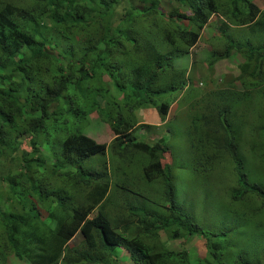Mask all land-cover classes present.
<instances>
[{"label": "trees", "instance_id": "16d2710c", "mask_svg": "<svg viewBox=\"0 0 264 264\" xmlns=\"http://www.w3.org/2000/svg\"><path fill=\"white\" fill-rule=\"evenodd\" d=\"M215 14L246 28L210 53L209 69L233 52L241 58L238 82L264 87V0L259 7L250 0H0V239L7 231L15 259L121 264V249L130 264H264V222L257 221L264 214V112L253 122L261 147L248 148L260 166L247 167L231 124L238 102L215 91L206 104L185 109L193 172L215 175L234 243L202 232L174 204L162 140L136 142L132 134L157 128H134L136 108L152 107L163 122L176 97H160L186 85L170 61L196 44ZM112 86L123 91L122 103L104 101ZM92 113L108 127V144L82 134ZM22 138L30 152L18 150ZM121 147L128 155L113 158ZM159 234L197 237L205 257L191 261ZM75 235L79 242L68 245ZM241 235L251 240L237 246ZM8 244L0 242L3 261ZM230 249L236 252L224 260Z\"/></svg>", "mask_w": 264, "mask_h": 264}, {"label": "rangeland", "instance_id": "374dc122", "mask_svg": "<svg viewBox=\"0 0 264 264\" xmlns=\"http://www.w3.org/2000/svg\"><path fill=\"white\" fill-rule=\"evenodd\" d=\"M7 2H12L18 4L20 0H4ZM254 4H259L260 0H250ZM219 33L214 26H207L202 29L197 45L193 48L192 52H187L179 57L173 58L170 61L171 67L174 69L188 73L191 65L197 66L194 68L196 74L202 78L204 81V86L201 87L203 93L206 92H215L221 91L230 88V83L235 82V78L238 75V70L236 67L240 64L241 58L235 54L230 53L225 60H218L214 63L212 70H209L204 61H209V55L212 51L221 52L224 47L227 45L225 38L229 39L235 37L231 36L230 33H224L225 38L222 35H217ZM244 40V39H242ZM229 43V42H228ZM192 81L189 87L188 97L186 101L191 98L193 94L199 93L201 90L197 87V78L192 75ZM236 84L239 83L236 81L233 83V91L235 90ZM251 84H253L251 82ZM207 86V87H206ZM240 86V85H239ZM252 86V85H251ZM206 87V88H205ZM238 87V86H237ZM205 88V89H204ZM238 92H241L242 89H238ZM264 92V87L259 86L258 88H250L247 84L244 86V94L246 97H241L238 105L235 109V113L231 117V124L234 128L235 138L237 143V149L243 156V160L247 167L252 163L255 166H260V163L257 159L249 158L250 152L248 150L249 145L254 143L256 148L261 147L260 140L255 138L253 132V122L258 117L259 113H263L264 109L262 105L264 104L262 100V93ZM201 96V95H200ZM203 96V94H202ZM201 96V97H202ZM104 101L110 99L108 104L111 103H122L123 102V91L118 90L116 87H109L104 93ZM176 97V94H170L160 97V101H169ZM200 97V98H201ZM182 99H179L173 106V110H169L172 116L169 117L168 121L164 124L158 125L160 122L155 110L150 107H141L136 108L132 114L137 116L138 123L155 125L160 127L156 128L153 132H148L139 128L133 130V136L137 141L146 142L152 144L151 140L161 139L163 145L166 146L168 152L163 155L162 163L169 164L171 163V174L173 179L171 180V185L173 189V201L174 204L189 218L190 222L196 225L202 232L206 233H221L225 234L226 242L235 241V236L232 231V222L234 219L229 216H225L224 205L221 204L220 197L224 202L223 194L217 190V181L215 180V175L206 178L204 174L196 175L193 172L192 166V156L188 146L187 139V128L189 126L188 116L185 112L186 101L179 103ZM224 104H222L223 106ZM88 124L83 125L81 132L85 136L94 140L97 143L104 142L108 144L111 139L110 131L107 128L100 118L95 114L89 115L87 118ZM60 127H65L64 125H58ZM74 126L67 125V131L72 132ZM151 131V130H150ZM47 142L44 144V147H48L50 138H46ZM19 151L25 153L30 152L31 150L28 147V141L23 140L20 142ZM120 149L118 150V152ZM109 158V157H108ZM165 166V165H164ZM145 184V183H144ZM231 184H229L230 186ZM233 186V183L232 185ZM159 188H157L158 190ZM2 202V201H1ZM30 207V206H29ZM2 210H8L6 204L1 203ZM257 221L264 222V214H261ZM221 222V223H220ZM247 228L239 229V231L244 234L246 233ZM1 230V228H0ZM159 240L162 241L165 246L172 251L187 252L189 260L195 261V259H200L205 257V252L201 247V242L197 237H190L188 239H177V240H167L159 234ZM260 246L264 245V233L259 236ZM8 233L4 230V240L0 239V242L5 241L8 244ZM79 236H75L69 243H77ZM251 239H246L244 237H238V245L244 246L246 242ZM253 247V243L247 245ZM8 254L10 260L4 261L0 259V264H29L26 261H19L15 259V262L12 261L11 257L14 254V250L8 244ZM232 249V247H231ZM230 249V251H231ZM227 252L222 256L224 260L231 259L232 255L236 251ZM117 259L121 264H130L127 253L124 250L117 249L116 251ZM253 258V255H250Z\"/></svg>", "mask_w": 264, "mask_h": 264}, {"label": "clouds", "instance_id": "9594fccd", "mask_svg": "<svg viewBox=\"0 0 264 264\" xmlns=\"http://www.w3.org/2000/svg\"><path fill=\"white\" fill-rule=\"evenodd\" d=\"M257 7H259V4H255ZM214 26L215 28H216V30L219 32V33H217V35H222L224 38H225V36H224V33H230L231 34V36H234V35H236L235 37H233V38H230L229 37V39H226L225 38V41H226V44H228V42L230 41V40H237L238 38H239V35H238V33L239 32H242V31H244V29L246 28L245 26H243V27H237V26H234V25H232V24H230L228 21H226L223 17H221L220 15H218V14H215V15H210L209 17H208V19H207V21H206V24H205V26H203L202 27V29L203 28H205V27H207V26ZM202 29H201V31H202ZM201 31H200V33H199V37H200V34H201ZM198 42V41H197ZM197 42H196V44L191 48V49H188V51L187 52H192L193 51V48L197 45ZM212 52H215V51H212ZM215 53H219V52H215ZM179 57V56H178ZM225 60V59H224ZM205 63H206V66H207V68L209 69V66H208V62L209 61H204ZM240 64H241V62H240ZM239 64V65H240ZM238 65V66H239ZM197 66V64L196 65H191L190 66V69H189V71H188V73L186 74V72H184V77H185V87H184V89L182 90V91H180V92H178V93H175L176 94V101L174 102V103H172L171 104V106L169 107V109H168V112H169V110H173V106H174V104L179 100V99H182V101H180L179 103H181V102H184V101H186L185 99L188 97V94H189V87H190V84H191V81L193 80L192 79V75H194L195 76V78H197V87L201 90L199 93H196V94H193L192 96H191V98L190 99H188L187 101H186V104H185V109H187V108H190V106L192 105V106H196V107H199V106H201V105H203V104H206V102H207V100L209 99V97H210V94H214V92H212V91H210V92H206V93H203V90H202V88L201 87H203L204 86V83H203V79L202 78H200L197 74H196V72L194 71V68ZM238 66L236 67L237 69H238ZM177 70V69H176ZM210 70V69H209ZM238 75H242L241 73H239V70H238ZM237 75V76H238ZM236 76V77H237ZM238 82V80H237V78H235V82ZM235 82H233L234 84H235ZM233 83H230V85H232V87L230 86V88L229 89H226L227 91H225V90H221V91H223L225 94H226V96L229 98H232L233 100H235L236 102H239V100H240V98L243 96V97H246V95L244 94V86L246 85V82L245 81H243V82H238L239 83V85L238 84H236V86H235V90L236 91H233ZM238 86V87H237ZM207 87V86H206ZM205 87V88H206ZM204 88V89H205ZM237 88L238 89H242V91L241 92H238L237 91ZM202 94H203V96H202ZM202 97H201V96ZM201 97V98H200ZM178 103V102H177ZM194 104V105H193ZM168 112H167V114H168ZM170 116H172L171 115V113H169V115H168V117H167V115H166V117L164 118V120H163V122H159L158 121V125H161V124H164L165 122H166V119H167V121H168V119H169V117ZM135 118V126H134V128H136L137 126H139V125H144V126H152V125H147V124H140V123H138V119H137V116H135L134 117ZM188 123H189V121H188ZM157 124H155V125H153V127L154 126H156ZM157 128H160V127H158V126H156ZM108 128V127H107ZM138 128V127H137ZM150 129H148V130H146V131H148V132H153L155 129H153V128H151V127H149ZM140 129V128H139ZM151 130V131H150ZM110 136H111V133H110ZM111 139H112V137H111ZM110 139V140H111ZM23 140H27L28 141V139L27 138H22L21 139V141H23ZM109 140V141H110ZM159 139H157V140H151V142H153V143H155V142H157ZM20 141V142H21ZM135 141L136 142H142V141H137L136 139H135ZM101 143H104V142H102L101 141ZM146 143V142H145ZM104 144H106V143H104ZM28 147H29V149H30V145H29V142H28ZM18 150H19V147H18ZM128 152H129V148L128 147H121L120 148V151L118 152V155L117 156H114L113 158H116V159H118V160H122L124 157H126L127 155H128ZM168 152V151H167ZM167 152H165V153H163V155L164 154H166ZM162 159H163V157H162ZM162 159H161V161H162ZM169 164H171V163H169ZM2 186V185H1ZM38 208V210L41 212V213H43L40 209H39V206L36 204V209ZM75 236H79V235H75ZM75 237H73V239H74ZM79 240H80V236H79ZM79 240H78V242H79ZM77 242V243H78ZM69 243H70V241L68 242V245H69ZM76 243V244H77ZM75 243H73L72 242V244H70V245H76ZM12 258H14L13 256H11ZM7 258H9V257H7ZM5 260H6V258H5ZM17 260V259H16Z\"/></svg>", "mask_w": 264, "mask_h": 264}, {"label": "crops", "instance_id": "0c3cea01", "mask_svg": "<svg viewBox=\"0 0 264 264\" xmlns=\"http://www.w3.org/2000/svg\"><path fill=\"white\" fill-rule=\"evenodd\" d=\"M7 260L6 261H8V260H10L9 258H6ZM12 261H14L15 262V258H13V260ZM19 261H21V260H19Z\"/></svg>", "mask_w": 264, "mask_h": 264}]
</instances>
